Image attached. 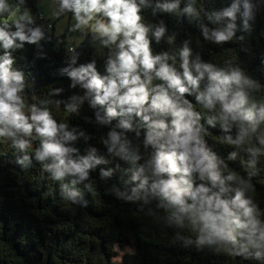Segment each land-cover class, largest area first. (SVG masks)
<instances>
[{"label":"clouds","instance_id":"obj_1","mask_svg":"<svg viewBox=\"0 0 264 264\" xmlns=\"http://www.w3.org/2000/svg\"><path fill=\"white\" fill-rule=\"evenodd\" d=\"M204 3L0 0V141L13 150L10 163L39 165L58 182L64 201L78 205L82 191H96L94 173L119 174L123 186L106 191L174 243L226 264H264L255 183L264 79L235 55L216 62L197 50L240 45L250 33L264 42V0ZM48 45L61 53L58 64ZM39 62L54 76L43 91ZM112 250L122 261L119 245Z\"/></svg>","mask_w":264,"mask_h":264},{"label":"trees","instance_id":"obj_2","mask_svg":"<svg viewBox=\"0 0 264 264\" xmlns=\"http://www.w3.org/2000/svg\"><path fill=\"white\" fill-rule=\"evenodd\" d=\"M202 6L221 5L219 0H205ZM169 25H176L175 18L169 19ZM184 27L190 34L196 33L194 25L185 23ZM48 47L51 61L58 64L61 53ZM210 47L215 46L200 45L197 50L216 62L235 55L264 79V66L260 65L264 42L254 34H247L240 45L230 43L211 52ZM24 54L31 58L30 46ZM33 71L41 91L54 79L46 62H39ZM209 139L215 143V132ZM12 152L0 141V264H226L222 257L174 243L170 231L151 225L136 213L134 204L126 205L108 193L106 189L113 183L123 186L119 174L103 181L94 173L96 191H82L81 204L73 205L60 197L58 182L46 179L39 165L21 170L10 163ZM258 167L259 198L264 195V162ZM113 244L123 251L122 261L115 259L119 253L112 250ZM228 264L243 262L233 259Z\"/></svg>","mask_w":264,"mask_h":264}]
</instances>
